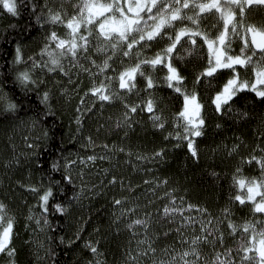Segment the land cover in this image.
Returning <instances> with one entry per match:
<instances>
[{"label":"clouds","instance_id":"clouds-1","mask_svg":"<svg viewBox=\"0 0 264 264\" xmlns=\"http://www.w3.org/2000/svg\"><path fill=\"white\" fill-rule=\"evenodd\" d=\"M262 250L264 0H0V264Z\"/></svg>","mask_w":264,"mask_h":264},{"label":"snow or ice","instance_id":"snow-or-ice-1","mask_svg":"<svg viewBox=\"0 0 264 264\" xmlns=\"http://www.w3.org/2000/svg\"><path fill=\"white\" fill-rule=\"evenodd\" d=\"M261 255L264 256V250L261 251Z\"/></svg>","mask_w":264,"mask_h":264},{"label":"trees","instance_id":"trees-1","mask_svg":"<svg viewBox=\"0 0 264 264\" xmlns=\"http://www.w3.org/2000/svg\"><path fill=\"white\" fill-rule=\"evenodd\" d=\"M74 143H75V142H73V144H70L69 147H73V146H74Z\"/></svg>","mask_w":264,"mask_h":264}]
</instances>
